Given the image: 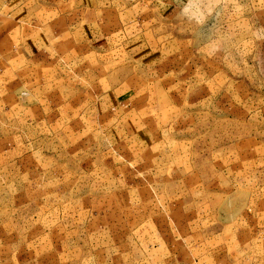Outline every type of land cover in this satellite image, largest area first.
<instances>
[{"label":"rangeland","instance_id":"374dc122","mask_svg":"<svg viewBox=\"0 0 264 264\" xmlns=\"http://www.w3.org/2000/svg\"><path fill=\"white\" fill-rule=\"evenodd\" d=\"M0 264H264V0H0Z\"/></svg>","mask_w":264,"mask_h":264}]
</instances>
